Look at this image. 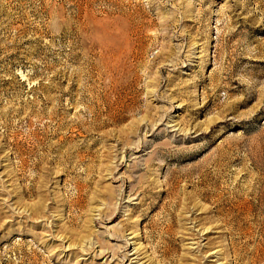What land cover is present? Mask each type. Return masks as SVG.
<instances>
[{"label":"rangeland","instance_id":"1","mask_svg":"<svg viewBox=\"0 0 264 264\" xmlns=\"http://www.w3.org/2000/svg\"><path fill=\"white\" fill-rule=\"evenodd\" d=\"M0 264H264V0H0Z\"/></svg>","mask_w":264,"mask_h":264},{"label":"bare ground","instance_id":"2","mask_svg":"<svg viewBox=\"0 0 264 264\" xmlns=\"http://www.w3.org/2000/svg\"><path fill=\"white\" fill-rule=\"evenodd\" d=\"M140 248V247H139ZM136 250H138V249H136ZM138 256V255H137Z\"/></svg>","mask_w":264,"mask_h":264}]
</instances>
